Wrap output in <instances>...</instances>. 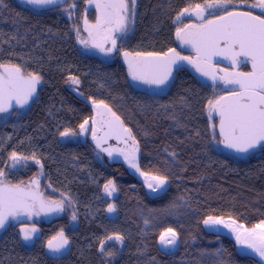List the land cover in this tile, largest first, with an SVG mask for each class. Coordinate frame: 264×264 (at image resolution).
Instances as JSON below:
<instances>
[{
  "label": "trees",
  "instance_id": "16d2710c",
  "mask_svg": "<svg viewBox=\"0 0 264 264\" xmlns=\"http://www.w3.org/2000/svg\"><path fill=\"white\" fill-rule=\"evenodd\" d=\"M209 1L216 0H141L131 50L166 53L181 9ZM48 15L19 0H0V66L40 82L21 113L0 120V173L21 183L41 168L53 197L70 206L44 228L41 241L26 245L22 238L20 264H263L241 254L231 236L204 228L210 217L248 228L264 222V148L246 160L222 151L206 112L214 86L180 69L165 94L139 91L119 57L109 63L83 50L68 22ZM91 102L108 106L132 131L139 168L164 180L156 195H148L124 163L79 136L93 117ZM12 157L26 159L17 171L10 168ZM168 231L179 239L172 252L160 248ZM59 232L70 249L53 260L46 240Z\"/></svg>",
  "mask_w": 264,
  "mask_h": 264
},
{
  "label": "water",
  "instance_id": "95a60500",
  "mask_svg": "<svg viewBox=\"0 0 264 264\" xmlns=\"http://www.w3.org/2000/svg\"><path fill=\"white\" fill-rule=\"evenodd\" d=\"M21 1L34 10L47 11L61 6L66 0ZM99 9L106 16L101 26L111 24L114 14L104 5H100ZM198 14H201L199 9L191 12L192 17ZM202 18L201 15L198 16V19ZM99 27L94 26L95 36ZM189 48L194 50L200 59L210 64L230 67L237 59L250 62L254 74H237V89L240 93L222 99L217 122L222 151L238 160H246L264 148V19L246 11L226 13L199 30L197 37L190 41ZM185 64L184 58L172 52L170 59L161 56L150 57L149 71L158 79L167 81L173 67ZM200 77L209 83L219 81V76L208 67L200 70ZM39 87L40 82L37 78L25 77L16 69H3L0 72V111L14 106H27L36 98ZM97 112L100 122H103V128L93 139L95 148L101 149L111 143L132 146L130 141L134 136L119 117L113 116L109 120H102L110 113L108 106L99 105ZM9 192L37 200L41 213L47 217L58 216L62 209L59 203L48 204L40 195L37 197L28 193L26 187L0 185V233L5 228L6 219L12 213L19 210L27 211V203L21 199L13 201L8 196ZM147 193L153 196L158 191L148 189ZM36 234L37 239H40V233ZM69 249L70 245L64 234L52 238L46 245L47 256L53 260L65 258ZM239 251L241 254L246 253L244 248H240Z\"/></svg>",
  "mask_w": 264,
  "mask_h": 264
},
{
  "label": "rangeland",
  "instance_id": "374dc122",
  "mask_svg": "<svg viewBox=\"0 0 264 264\" xmlns=\"http://www.w3.org/2000/svg\"><path fill=\"white\" fill-rule=\"evenodd\" d=\"M89 0L86 3V8L83 9V14H89L87 12V6ZM110 3L113 0H108ZM126 3V7L122 8L119 11L120 19L116 25L110 28V32L113 36L107 39L106 36H102L101 39L95 40L91 36L92 30L88 25L89 20L85 17L86 15L78 14V7L75 6L77 4V0H68L66 6L59 12V14H49V17H63V19L68 22L70 25V29L76 34V40H78L80 47L83 50H87L92 54L100 56L102 59L109 61L113 55H118L121 59L122 64L128 74L131 85L134 88H137L139 91H144L153 95H161L165 94L168 88L173 83V79L168 84H161L155 82L150 76L141 74L140 70L144 69V63L140 58L136 56L137 52L128 50L123 45L128 43L136 33L138 29V23L140 21V14L137 11V7L140 4L141 0H123ZM201 10L205 18L203 20H198L195 17H190L191 12L194 10ZM243 9H250L252 11H256L259 14H264V0H256V2L248 5H231L227 2H222V0L209 1L205 3H198L191 5L190 7H185L181 9L180 13L177 15L174 21V42L176 45H179L180 36L186 27L190 25L197 26H206L212 20L232 11H241ZM85 34L86 36H84ZM124 41V42H123ZM123 42V43H121ZM128 45V44H127ZM126 45V46H127ZM128 53L134 63L128 64L124 60V55ZM140 54V53H137ZM152 53L151 55H153ZM190 61V67L188 71L196 76H198V69L200 66L196 65L195 58L193 55L185 56ZM206 65L210 66L214 69V71L222 77V79L226 78L223 75V70L219 65L209 64L205 62ZM4 66H0V72L4 69ZM9 68V66H6ZM24 74V73H23ZM25 75V74H24ZM26 76V75H25ZM199 77V76H198ZM200 79V77H199ZM201 80V79H200ZM211 84V83H210ZM217 84V83H214ZM212 85V84H211ZM216 90V96L213 97L211 103H207V119L208 125L211 131H216L217 122H218V110L220 109V99L221 96L225 93L226 87L224 82H220L217 85H213ZM76 95H79V92L75 89L72 90ZM93 109V117L90 121L86 122L79 129V136L84 135L87 141H91L94 136V129L98 127L96 117V106L98 104L90 103ZM19 108H13L9 111H0V120L8 119L12 116L13 113H21L23 110ZM111 114L116 115L114 112ZM117 116V115H116ZM95 117V118H94ZM90 125V129L88 127ZM74 136V135H73ZM136 140V139H135ZM134 140V141H135ZM137 142V141H136ZM221 140L219 142L220 146ZM101 154L106 155L110 158L111 161H119L124 163L129 172L133 174L139 181H141L146 188V190L151 189L154 191H160L163 188V181L157 177H154L149 174H145L139 168L138 160H139V147L137 146L133 153H130L128 149H121L118 146H112L108 148H103L100 150ZM12 166L10 167L13 171H17L23 165L26 159L21 157H12L11 159ZM32 159L31 161H33ZM45 175L44 171L40 168L39 171L29 178L25 182L16 183L15 180L9 178V175L3 170L0 173V185L9 184L11 186L19 185L23 187H34L37 188L41 194L47 199L57 202L61 205V211L59 215L52 220L55 222L57 220H61L64 218L69 211V204L61 198H54L53 191L46 187L45 185ZM48 189V190H47ZM48 223V222H47ZM204 228L211 233L221 234V235H229L234 240L238 249L244 248L245 252L259 260L264 264V222L257 224L254 227L248 228L244 224L237 223L232 220H228L225 218H216L210 217L206 219L204 222ZM231 233V235L229 234ZM59 234H64L63 232H59ZM56 237V236H55ZM51 240V239H50ZM49 241L46 240V243ZM179 244V239L174 232L168 231L163 234L160 239V248L166 252H172L176 249ZM9 260H11L9 258Z\"/></svg>",
  "mask_w": 264,
  "mask_h": 264
},
{
  "label": "flooded vegetation",
  "instance_id": "af4514ba",
  "mask_svg": "<svg viewBox=\"0 0 264 264\" xmlns=\"http://www.w3.org/2000/svg\"><path fill=\"white\" fill-rule=\"evenodd\" d=\"M19 1L22 2L21 0H19ZM88 1L89 0H77V4L75 6H77L79 9L78 14L86 15L85 17L87 18V20H89L87 26H90V29L92 30L91 36L93 39L99 40V39H101L102 36L103 37L106 36L107 39H109L111 36L114 35V34L113 35L111 34L110 28L117 24L118 19H120L119 11L122 8L126 7V3L123 0H113L112 3H110L108 0H92L91 2H89L88 6H87V12L89 14H83V9L86 8V3ZM67 2H68V0H66L64 2V4H62L61 6L55 8V9L47 10V11H37V10H34V9L26 6L23 2L22 3L26 7H28L29 9L35 11L36 13L59 14V12L64 8V6H66ZM100 5H104L109 11H111L114 14V16H113L114 18H113V21L111 24L101 26L104 23V21L106 20V16L99 9ZM199 15H201L203 18L198 19ZM190 17H192L191 14H190ZM194 17L201 21L205 18V15L201 11V14H198ZM261 18H263V17H261ZM94 26H100L96 36L94 35V32H95ZM203 27H205V26L200 27L197 25H190V26L186 27L185 29H183L181 36H180L179 45H176V43L174 42L172 49H170L166 53H156L153 55H142V54L136 53V56L138 58H140V60H142V62L144 63L143 64L144 69H141L140 73L150 76L157 83H161L164 85L168 84L172 80V78L174 77V75L177 71H179L180 69H187V70L189 69L190 61L185 57L187 54V55H193L195 58L196 65L200 66L198 69V76L200 77V70L202 68H204V67L211 68V67L206 65L205 64L206 61L200 59L198 57V55L196 54V52L189 48V45H190V41H192L193 39H195L197 37L198 31L201 30ZM123 42H121V43H123ZM132 42H133V39L128 41V43H126V44L123 43V45L125 46V48H127L129 50L132 46ZM172 52L176 53L181 58H184L186 60V64L181 66V67H173V71L171 73L169 80L164 81L162 79H158L156 77V75H154L153 73H151L149 71V58L152 56H161V57H165L167 59H170V53H172ZM116 57H118L117 54L113 55L111 57V59H109V61H108V59L107 60L103 59V60L105 62L107 61L109 63H114ZM124 60L128 64L134 63L132 57L128 53H126L124 55ZM118 62L119 63L122 62L120 58L118 59ZM219 67L222 68L223 75L226 78L222 79V77H220L214 71L213 68H211V69L219 76V81L217 82V84L220 83L221 81L225 83L226 90H225V93L221 96L220 102L226 96H233V95H237L238 93H240V90L237 89V84H238L237 74H243V75H253L254 74V71L252 70L250 62L244 61L242 59H237L236 63L230 67L223 66V65H219ZM200 79L204 82H207V81L203 80L201 77H200ZM207 83H209V82H207ZM211 84L217 85L214 83H211ZM220 102H219V105H220ZM15 107L16 106H14L13 108H15ZM97 107H98V105L96 106V109H95L96 114L94 116L96 117L98 127L94 129V136L92 137L91 141H89L92 143V145H93L94 137H96L98 132L101 131L103 128V122L101 123L99 120V117H98ZM11 109H12V107H11ZM111 113H112V110L110 111V113L105 115L102 120L106 121V120H109L111 117L116 116V115L111 114ZM218 116H219V110H218ZM88 127L90 129L91 126L88 125ZM82 139L84 141H87L84 135H82ZM134 140H135V137L133 140L130 141V144L132 146H128V145L122 146V145H119L117 143H111V145H109L107 147H103V148L118 146L121 149H128L130 153H133L135 148L138 146L136 140L135 141ZM103 148H101V149H103ZM15 186H18V185H15ZM26 189L29 190L28 193L34 194L37 197H38V195H40L41 199L45 203H48V204L57 203V202H54L52 200H47L37 188L26 187ZM8 196L11 197V199L13 201L21 199L24 202H26L27 203V211L23 212V211L19 210L17 212L12 213L6 219L5 228H4L3 232L0 233V264H20V245H21L22 238H23L24 244H26V245H31V244H34L38 241H41L44 237V228L50 226L53 223L52 220H54V218H56L57 216L47 217L44 214H42L38 201L30 198L29 196L20 197L18 194H15L14 192H9ZM38 232L41 235L40 239H37V236H36L37 235L36 233H38ZM47 243H46V245H47ZM9 258L11 260H9Z\"/></svg>",
  "mask_w": 264,
  "mask_h": 264
}]
</instances>
